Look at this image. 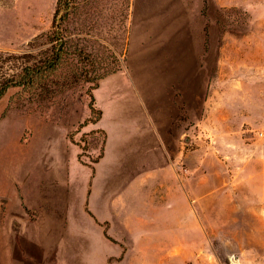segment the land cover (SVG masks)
Listing matches in <instances>:
<instances>
[{"label":"rangeland","instance_id":"obj_1","mask_svg":"<svg viewBox=\"0 0 264 264\" xmlns=\"http://www.w3.org/2000/svg\"><path fill=\"white\" fill-rule=\"evenodd\" d=\"M205 1L60 10L64 52L85 55L65 58L52 92L0 97V122L19 124L0 170L63 130L64 180L42 179L48 201L31 212L47 242L16 241L15 264H264V0ZM57 2L0 0V86L51 54Z\"/></svg>","mask_w":264,"mask_h":264},{"label":"crops","instance_id":"obj_2","mask_svg":"<svg viewBox=\"0 0 264 264\" xmlns=\"http://www.w3.org/2000/svg\"><path fill=\"white\" fill-rule=\"evenodd\" d=\"M111 121L113 132L117 134V139L120 141L124 133L114 125V118ZM18 126L19 124L14 125L9 119L0 122V144L6 140L9 135L8 131L12 133L18 131L19 134V130L15 128ZM36 134L50 144V150L46 152L47 155L32 158L29 150L27 155L7 168L6 172L0 170V264H15L16 241L21 242L23 246L26 244L27 250L32 244L37 249H43L47 242L46 231L36 230L33 234L29 231L32 225L47 227L46 222H41L38 217H36V221H32L31 212L40 215L42 203L48 201L44 189L39 186L42 179L45 180L49 177L51 180H64L63 171H60V166H58L59 161H55L61 159L58 150L62 148L61 135L63 130H61L59 137L56 136L55 138L56 145L50 143L47 132L42 131ZM115 154H113L112 149V155ZM48 169L54 170L48 171ZM68 179L78 183V180L75 181L72 176ZM47 195L51 196L49 201L53 204L61 200V196L59 197L55 192H47ZM54 209L55 207L52 206V213L55 217ZM14 227L20 228L17 231V236Z\"/></svg>","mask_w":264,"mask_h":264},{"label":"trees","instance_id":"obj_3","mask_svg":"<svg viewBox=\"0 0 264 264\" xmlns=\"http://www.w3.org/2000/svg\"><path fill=\"white\" fill-rule=\"evenodd\" d=\"M203 4L204 5L202 9L205 12L207 11L208 6L207 1L204 0ZM74 8V0H58L52 20L51 29L44 36L46 39V43L51 44V54H49L39 65L36 64L26 66L21 71L20 75L18 76V79L15 82L11 84H3V86H0V97L10 87L29 88L30 90L40 88L41 90L46 91L47 93L49 91L52 92V89H54V85H49L50 79L60 70V67L65 58L70 56L82 58V56L85 55L83 50L78 51L75 49L74 54H68V52H64L65 44L61 42L60 30L63 18L60 19L58 15L61 9H64L65 11L69 12ZM66 15H68V13ZM112 73L113 71H108L106 72L105 76H108ZM88 82H91V80H88ZM92 99L93 98L91 97V102L93 101ZM91 111L93 112L92 108ZM97 118L98 113L97 117L94 118L93 122H96Z\"/></svg>","mask_w":264,"mask_h":264},{"label":"built area","instance_id":"obj_4","mask_svg":"<svg viewBox=\"0 0 264 264\" xmlns=\"http://www.w3.org/2000/svg\"><path fill=\"white\" fill-rule=\"evenodd\" d=\"M259 138H260L261 140H264V131L261 132V133L259 134Z\"/></svg>","mask_w":264,"mask_h":264},{"label":"water","instance_id":"obj_5","mask_svg":"<svg viewBox=\"0 0 264 264\" xmlns=\"http://www.w3.org/2000/svg\"><path fill=\"white\" fill-rule=\"evenodd\" d=\"M184 142H185V143H189V142H190V139H189V138H185V139H184Z\"/></svg>","mask_w":264,"mask_h":264}]
</instances>
